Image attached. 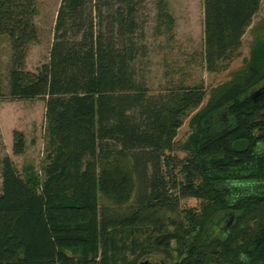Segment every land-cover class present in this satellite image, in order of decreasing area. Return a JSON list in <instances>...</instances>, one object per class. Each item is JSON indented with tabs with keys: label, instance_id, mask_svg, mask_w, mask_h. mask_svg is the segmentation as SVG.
<instances>
[{
	"label": "trees",
	"instance_id": "1",
	"mask_svg": "<svg viewBox=\"0 0 264 264\" xmlns=\"http://www.w3.org/2000/svg\"><path fill=\"white\" fill-rule=\"evenodd\" d=\"M142 1L60 0L49 61L33 73L37 3L0 0V99L45 107L40 168L0 160V264H141L155 248L174 264H264L262 0H202L207 74L226 72L247 33L248 56L227 81L156 93L134 67ZM166 5L155 0V33L171 39ZM25 151L14 130L13 155Z\"/></svg>",
	"mask_w": 264,
	"mask_h": 264
},
{
	"label": "rangeland",
	"instance_id": "2",
	"mask_svg": "<svg viewBox=\"0 0 264 264\" xmlns=\"http://www.w3.org/2000/svg\"><path fill=\"white\" fill-rule=\"evenodd\" d=\"M37 3L36 26L39 30V41L31 45L26 60V70L35 72L40 65L48 63L50 44L53 39L54 21L60 0H35ZM166 9L173 17V37L169 39V32L162 29V34L155 33V0H143L139 6L141 35L138 43L142 46L134 67L137 78L144 81L151 93H156L169 85H191L203 80L204 85H215L227 81L232 71L241 66L243 58L248 56L250 44L249 33L242 38L240 48L241 56L233 61L226 72L210 75L204 70L200 59L203 50L202 31V0H167ZM264 0L253 24L264 16ZM2 79L7 82L10 54L8 46L2 43ZM45 107L43 98L9 100L7 97L0 99V160L8 156L12 159L19 172L28 165L40 168L45 151ZM14 130L23 133L26 141V151L21 156H14L12 152ZM189 133L186 122L178 131L176 141H183ZM179 159L184 153L176 151ZM1 184V180H0ZM183 206L197 208L198 201L193 199L182 202ZM175 254L168 256L158 248L153 249L150 259L163 264H174ZM144 257L141 261L145 260Z\"/></svg>",
	"mask_w": 264,
	"mask_h": 264
},
{
	"label": "water",
	"instance_id": "3",
	"mask_svg": "<svg viewBox=\"0 0 264 264\" xmlns=\"http://www.w3.org/2000/svg\"><path fill=\"white\" fill-rule=\"evenodd\" d=\"M233 147V150L237 154H242V152H246L249 149V144L247 140L241 139L234 141L231 145Z\"/></svg>",
	"mask_w": 264,
	"mask_h": 264
},
{
	"label": "flooded vegetation",
	"instance_id": "4",
	"mask_svg": "<svg viewBox=\"0 0 264 264\" xmlns=\"http://www.w3.org/2000/svg\"><path fill=\"white\" fill-rule=\"evenodd\" d=\"M231 221V220H230ZM230 221H229V223H230ZM141 264H163L162 262H156V261H152L151 259H150V257H147L145 260H143L142 262H141Z\"/></svg>",
	"mask_w": 264,
	"mask_h": 264
}]
</instances>
